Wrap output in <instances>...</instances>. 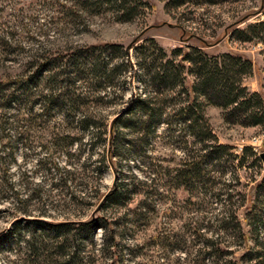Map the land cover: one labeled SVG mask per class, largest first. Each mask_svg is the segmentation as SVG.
Returning <instances> with one entry per match:
<instances>
[{
    "label": "rangeland",
    "instance_id": "374dc122",
    "mask_svg": "<svg viewBox=\"0 0 264 264\" xmlns=\"http://www.w3.org/2000/svg\"><path fill=\"white\" fill-rule=\"evenodd\" d=\"M178 1L119 0L115 11L110 4L84 10L80 0H0V83L25 75L44 59H55L57 66L75 49L119 45V53L112 56L117 64L109 89L112 103L94 101L92 82L83 90L93 101L84 110L105 124L99 125L102 137L120 141L112 164L102 162L108 144L94 140L95 130L77 133L61 121V110L34 125L24 120L32 129L17 133L9 126L0 132L5 156L0 160V264H59L56 253L61 249L51 233L24 226L22 218L33 217L94 222L92 239L77 243L68 264H264V255L245 260L256 251L264 254V187L256 200L252 190L264 174L259 157L264 152V125L243 124L241 116L234 122L238 112L206 104L203 119L211 142L227 149L220 160L205 166L209 179L185 181L177 176L182 159L199 144L182 122L179 108L191 98L186 87L193 76L183 73V87L167 86L154 93L153 86L140 82L144 76L136 58L142 51L151 59L157 49L175 64L191 48L206 57L238 55L250 61L242 86L258 93L264 104V0ZM125 6L132 14H122ZM260 22L245 33L247 25ZM233 29L255 36L241 41ZM59 66L51 72L60 71ZM47 75L42 74L40 83ZM49 79V85L58 87L59 77ZM137 94L154 96L158 120L145 123L138 111L126 122L132 127L124 128L126 102ZM64 130L68 132H57ZM242 146L252 147L258 160L245 156L238 165L232 155ZM48 163L68 173L58 176L45 169ZM59 179L68 182L59 184ZM9 182L11 190L4 188ZM121 183L126 185L125 204L106 203L103 196L113 186L121 190ZM12 193L32 196L28 215L13 203ZM64 245L63 251H70L68 242Z\"/></svg>",
    "mask_w": 264,
    "mask_h": 264
},
{
    "label": "trees",
    "instance_id": "16d2710c",
    "mask_svg": "<svg viewBox=\"0 0 264 264\" xmlns=\"http://www.w3.org/2000/svg\"><path fill=\"white\" fill-rule=\"evenodd\" d=\"M182 2L183 0L178 1L177 4H181ZM104 4H110L115 11L119 10V0H80L79 3L80 7L84 10L90 7H96L98 9ZM122 9V14H132L131 8L127 6ZM260 24L261 22L247 25L245 33L253 31V28ZM233 32L238 35L237 38L241 41H250L255 36H243L244 33L236 29H233ZM34 42H36V40H34ZM137 49L138 48H136V50ZM157 52L158 55H154L151 59L144 56L142 51H137L136 53V58L138 60L137 66L143 71L141 75L144 76L140 79V82L144 86H153L152 91H155L154 93L160 92L159 90L161 88L167 86L183 87V73L193 76L192 83H189L186 87V92L190 93L191 98L189 101L187 100L179 110L181 112L182 122H186V126L196 138L195 142L199 145L197 149L189 150V152L186 153L182 159L181 168L177 176L185 181L202 180V178L206 177L210 172L205 169V166L220 160L227 149L226 145H214L211 142L213 137L204 125L203 119V107L206 104L210 103L220 106L227 109L228 112H232L233 115L235 112H238L236 117L234 115V119H232L234 122H237L241 116L240 118L242 119L240 121L243 124L252 126L264 125V104L261 96L256 92L248 91L241 83L243 75L250 71V61L241 59L238 55L221 54L219 57H206L198 49L191 48L190 52L185 51L180 54L178 63L175 64L171 60L166 59L164 53H162L160 49H157ZM178 52H180L179 49L174 50L176 55L179 54ZM118 53L119 45L108 43L84 49H75L66 59L58 64L61 70L56 71V73L51 72L52 68H57L58 66L55 65V59L46 60L44 59L45 57L42 56L44 59L42 61L41 56L39 57L36 55V58H40L41 61L39 63L36 62L34 66H30L33 67L32 69H26L25 75L0 83V132L5 131V128L9 126L17 133L20 132L21 129L28 130V127L32 129V126L37 124L35 123L36 120H51L54 116L51 112L53 110H61V121L75 128L77 133L95 130L93 133L94 140L98 143L106 142L108 144L106 147L108 151L100 160L112 164L111 157L116 156V149L119 147L120 141L112 136L110 138L102 137L101 134L104 133V129L99 130V125L105 126V124L102 123L101 118L84 110L88 107L87 104L93 103V101L89 99V92L83 89H87L92 82L93 92L95 93L94 101H101L102 104L112 103L113 99L111 97L112 95L109 96V89H112L114 86V71L117 67V64L112 61V56H116ZM185 64L188 65L185 67ZM124 65L127 67L130 66L128 62ZM47 71L49 75H47L42 84V82L40 83L41 76ZM50 73L53 79L54 77L60 78L58 87L49 85L48 82L50 81H48V79ZM53 79L50 78L49 80ZM155 104L154 96L150 94L148 96L137 94L132 99H129L123 110V114L126 115L127 119L124 123H121V126L124 128L132 127V125L126 122L138 111L141 113L140 116L144 117L143 122L149 123L153 117L155 121H157L160 114L157 111H160V109H157ZM14 111L16 112L15 114L13 113ZM118 119L119 115L116 116L115 122L110 125V134ZM24 120H28L29 122L33 121V125H25ZM155 121L154 123L156 124ZM29 122L28 124H30ZM106 131L105 129V132ZM133 131L138 134L140 133L137 128L133 129ZM57 132L65 134L68 131L64 130L62 132ZM71 140L72 139L69 140V143ZM73 140L76 141L78 138ZM0 154H2L0 155V160L4 159L5 156L2 149ZM245 156L252 157V160H258V157L250 146H242L239 154L232 155V158L236 159L238 165H240ZM102 162L100 163L102 164ZM45 169L48 171L51 169L55 172L54 174L57 173L58 176H60L61 173H68V170L57 167L55 163H48ZM206 178L209 179V177ZM66 182H68V179H63L59 184L62 183L65 185ZM57 184H53L52 187L54 188ZM7 185L4 188L11 190V183L9 182ZM125 187V183H121V188L119 187L121 190L113 186V188L103 196V200L109 204L123 206L125 204L123 197L126 192ZM263 187L264 174L252 187L254 200H256L259 192L258 190L263 189ZM12 194L14 196L9 197L12 198L11 200L13 203L22 208L21 211L23 212V216L28 215L26 213V208L32 196L18 197L17 194ZM4 200H6V197H4ZM138 208L143 207L139 206ZM252 217H250V219H252ZM22 220L24 226L47 230L51 233L54 241H57V248L61 249V251L56 253L59 264H68L71 260V256L69 255L71 250L73 252L74 249L77 248V243L83 244V242L91 240L93 232L96 229L92 221L47 222L37 217L22 218ZM258 221L259 223L262 222L261 219ZM58 240L63 241L60 242ZM67 242L68 245L71 246V249L70 251H63L65 250L64 248H66L64 244ZM73 246L75 247L73 248ZM263 255L264 254L260 251H256L252 256L246 257L245 260L246 262L254 259L256 260L257 258H262Z\"/></svg>",
    "mask_w": 264,
    "mask_h": 264
},
{
    "label": "water",
    "instance_id": "95a60500",
    "mask_svg": "<svg viewBox=\"0 0 264 264\" xmlns=\"http://www.w3.org/2000/svg\"><path fill=\"white\" fill-rule=\"evenodd\" d=\"M259 157L263 160V162H264V152H261V153H259Z\"/></svg>",
    "mask_w": 264,
    "mask_h": 264
}]
</instances>
